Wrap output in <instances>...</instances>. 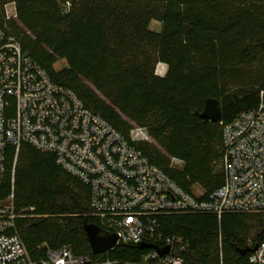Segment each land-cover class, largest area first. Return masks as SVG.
Returning <instances> with one entry per match:
<instances>
[{
  "label": "trees",
  "instance_id": "trees-1",
  "mask_svg": "<svg viewBox=\"0 0 264 264\" xmlns=\"http://www.w3.org/2000/svg\"><path fill=\"white\" fill-rule=\"evenodd\" d=\"M10 3L15 18L6 17ZM0 27L182 189L209 194L223 183L222 125L255 108L264 91V0H0ZM208 98L218 100L220 122L199 117ZM133 125L152 141L130 140ZM10 194L34 260L67 246L90 262L139 264L150 250L119 243L93 254L84 225L106 231L90 210L89 186L29 144L16 156L5 149L0 201ZM156 221L162 237L186 241L183 264H247L248 249L264 239V212L162 213Z\"/></svg>",
  "mask_w": 264,
  "mask_h": 264
},
{
  "label": "built area",
  "instance_id": "built-area-1",
  "mask_svg": "<svg viewBox=\"0 0 264 264\" xmlns=\"http://www.w3.org/2000/svg\"><path fill=\"white\" fill-rule=\"evenodd\" d=\"M5 14L16 17L15 9ZM221 134L223 183L209 194L199 188L189 193L84 107L73 91L53 83L0 27V183L7 146L15 156L22 144L53 154L61 168L89 186L90 210L106 232L115 234L116 245L145 242L168 248L162 256L150 248L139 264H183L187 243L179 236L162 237L158 214L264 212L263 90L257 106L223 124ZM129 138L150 139L136 125ZM17 217L10 194L0 201V264H111L90 262L67 246L48 249L43 259L34 260L17 232ZM247 264H264V239L249 253Z\"/></svg>",
  "mask_w": 264,
  "mask_h": 264
},
{
  "label": "water",
  "instance_id": "water-1",
  "mask_svg": "<svg viewBox=\"0 0 264 264\" xmlns=\"http://www.w3.org/2000/svg\"><path fill=\"white\" fill-rule=\"evenodd\" d=\"M199 117L203 120L211 122H220L221 121V107L218 100L213 98H208L204 102L202 111L199 113ZM84 230L93 254H100L102 252L113 249L116 246L117 238L115 234L111 232H101L100 228L95 224H86L84 225ZM139 246L145 248H152L158 252L160 256L167 253L168 248L165 247L161 250L157 248L156 245L152 243H139ZM256 245L248 249L249 252H252L255 249Z\"/></svg>",
  "mask_w": 264,
  "mask_h": 264
},
{
  "label": "rangeland",
  "instance_id": "rangeland-1",
  "mask_svg": "<svg viewBox=\"0 0 264 264\" xmlns=\"http://www.w3.org/2000/svg\"><path fill=\"white\" fill-rule=\"evenodd\" d=\"M14 5L13 4H7L5 6V9H6V13L7 15H12L14 13V9H13ZM149 28L153 31H159L160 30V23L158 21H155V20H152L150 23H149ZM65 64V61L64 60H59L57 61L55 64H54V68L55 69H60L61 67H63ZM166 71V65L164 63H157L156 66H155V73L158 74V75H164ZM148 141H152L151 138L148 140ZM172 164L173 165H176V166H180V162H177V161H172Z\"/></svg>",
  "mask_w": 264,
  "mask_h": 264
}]
</instances>
